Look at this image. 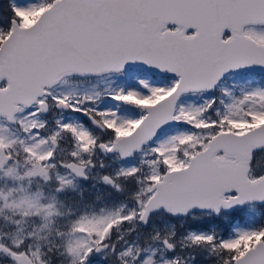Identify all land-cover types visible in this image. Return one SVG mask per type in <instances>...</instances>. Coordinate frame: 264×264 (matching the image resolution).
I'll use <instances>...</instances> for the list:
<instances>
[{"label":"snow or ice","instance_id":"6c2138e0","mask_svg":"<svg viewBox=\"0 0 264 264\" xmlns=\"http://www.w3.org/2000/svg\"><path fill=\"white\" fill-rule=\"evenodd\" d=\"M253 68L264 0H7L0 264H264V222L144 232L264 203V82L220 86Z\"/></svg>","mask_w":264,"mask_h":264},{"label":"rangeland","instance_id":"374dc122","mask_svg":"<svg viewBox=\"0 0 264 264\" xmlns=\"http://www.w3.org/2000/svg\"><path fill=\"white\" fill-rule=\"evenodd\" d=\"M244 77L251 78L252 83L264 82V79L260 78L259 75L243 73L240 77H236L233 79H225L224 81H222L220 86L225 87V88H232L234 83H236L238 86L239 83L244 82ZM110 82H111V78H106L102 83L98 84V87H101V88L105 87ZM116 82L117 83H124V80H123V78H117ZM132 162L133 161H128V163H132ZM112 167H115V165H112ZM107 170L108 169H102L101 171H107ZM125 183L127 185L126 192L130 191L131 188L134 187V185H132L131 181H128ZM81 184L84 188L87 189L85 192V195L89 199H91L92 197H94L96 195H101L107 200H120L126 194V193H116L110 187H108L106 185H102V184L97 185L95 188H93V187H91V181L90 180L85 181V183H81ZM69 195H71V196H73V198H75V193H69ZM240 212L243 213L244 221H242V222L235 221L232 226H234L236 224H248V223L264 222V212L263 213L260 212L252 204L242 205L240 208ZM155 219L158 220V223L152 222V223H150L149 227H151L152 225H155L157 227H162L163 225L167 224L165 221L164 222L162 221V218L160 217L159 214H157V217ZM179 223H180V221H179ZM178 226L179 225H176L177 236H179L185 232V230L179 229ZM128 238L131 239L132 236L130 235ZM177 251H179V246L177 247ZM184 251L187 252L186 250H184ZM101 264H103V262H101Z\"/></svg>","mask_w":264,"mask_h":264},{"label":"trees","instance_id":"16d2710c","mask_svg":"<svg viewBox=\"0 0 264 264\" xmlns=\"http://www.w3.org/2000/svg\"><path fill=\"white\" fill-rule=\"evenodd\" d=\"M7 6V0H0V12L5 11ZM253 75H259L260 78L264 79V74H253ZM81 183H85V181H82ZM253 206L257 208L260 212H264V203H253ZM241 206H237L235 208H232L229 211H221L219 215L215 214H202L199 213V218L198 219H191L189 217H166L164 215H160L162 218V221L168 223H174L175 225H179V229H211L213 227L218 228V229H225L227 230L229 226H232L235 221L242 222L244 221V216L243 213L240 212ZM181 220H182V225H181ZM180 221V223H179ZM155 222L158 223V220L154 219L150 223ZM177 227V228H178ZM149 226H146L144 228V232L146 234ZM222 234V233H221ZM186 251H189L188 249H185ZM196 253V260L192 262V264H211L212 257H207V252L205 250H200V249H194Z\"/></svg>","mask_w":264,"mask_h":264},{"label":"water","instance_id":"95a60500","mask_svg":"<svg viewBox=\"0 0 264 264\" xmlns=\"http://www.w3.org/2000/svg\"><path fill=\"white\" fill-rule=\"evenodd\" d=\"M245 73H249V74H264V70H261V69H258V68H253V69L247 70ZM257 204H260V203H257ZM229 210H231V209H229ZM229 210H226V211H229ZM223 211H225V210H223Z\"/></svg>","mask_w":264,"mask_h":264}]
</instances>
